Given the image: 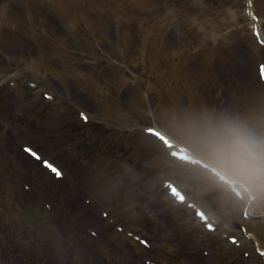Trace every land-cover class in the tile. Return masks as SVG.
Returning a JSON list of instances; mask_svg holds the SVG:
<instances>
[{
	"label": "rangeland",
	"instance_id": "rangeland-1",
	"mask_svg": "<svg viewBox=\"0 0 264 264\" xmlns=\"http://www.w3.org/2000/svg\"><path fill=\"white\" fill-rule=\"evenodd\" d=\"M33 3L0 0V80L9 76L0 86V264H146L155 253L125 241L113 225L109 234L103 227L113 213L119 168L113 151L126 137L120 133L154 125L152 113L160 104L158 114L173 134L182 133L193 152L212 163L227 159L224 166L235 176L254 173L230 160L242 161L240 146H234L240 140L247 147L243 156L250 151L254 163L264 158V79L258 68L264 65V46L252 33L245 0H81L67 13L43 14L35 13ZM252 12L264 39V0H252ZM76 32L97 36L107 54L101 55L102 69L73 61L86 47ZM70 34L79 41L74 51ZM89 57L99 59L91 50ZM74 68L84 72L78 80ZM87 74L88 88L82 79ZM133 78L142 86L137 92ZM10 91L15 98L5 99ZM70 100L87 119L61 126L57 119L68 115ZM199 104L197 112L189 111ZM239 112L244 117L237 126ZM234 129L233 144L224 147ZM125 151L122 144L119 157ZM251 159L248 155L244 165ZM42 160L62 175L56 178ZM172 165L181 173L174 171V179L190 196L214 211L226 204L212 176ZM131 176L120 174V180H134ZM135 183L119 196L135 198ZM149 220L139 232L154 242ZM128 227L139 228L137 221Z\"/></svg>",
	"mask_w": 264,
	"mask_h": 264
},
{
	"label": "snow or ice",
	"instance_id": "snow-or-ice-1",
	"mask_svg": "<svg viewBox=\"0 0 264 264\" xmlns=\"http://www.w3.org/2000/svg\"><path fill=\"white\" fill-rule=\"evenodd\" d=\"M32 155H33L35 158L39 159V157L37 156L36 153L33 152ZM44 164H45V166L48 167V168H49V169H50L55 175H57V176H60V175H61V173L59 172V170L56 169L54 166L50 165L49 162L44 161Z\"/></svg>",
	"mask_w": 264,
	"mask_h": 264
},
{
	"label": "bare ground",
	"instance_id": "bare-ground-1",
	"mask_svg": "<svg viewBox=\"0 0 264 264\" xmlns=\"http://www.w3.org/2000/svg\"><path fill=\"white\" fill-rule=\"evenodd\" d=\"M241 76H242V70H241ZM206 92V90L204 91V93ZM206 98H207V95H206Z\"/></svg>",
	"mask_w": 264,
	"mask_h": 264
}]
</instances>
